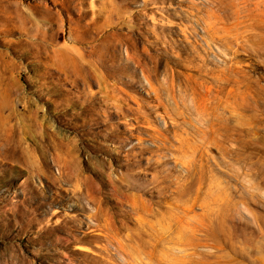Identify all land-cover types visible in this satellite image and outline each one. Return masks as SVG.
I'll return each mask as SVG.
<instances>
[{"label": "rangeland", "instance_id": "obj_1", "mask_svg": "<svg viewBox=\"0 0 264 264\" xmlns=\"http://www.w3.org/2000/svg\"><path fill=\"white\" fill-rule=\"evenodd\" d=\"M0 264H264V0H0Z\"/></svg>", "mask_w": 264, "mask_h": 264}, {"label": "bare ground", "instance_id": "obj_2", "mask_svg": "<svg viewBox=\"0 0 264 264\" xmlns=\"http://www.w3.org/2000/svg\"><path fill=\"white\" fill-rule=\"evenodd\" d=\"M9 5H11L10 3H8Z\"/></svg>", "mask_w": 264, "mask_h": 264}]
</instances>
